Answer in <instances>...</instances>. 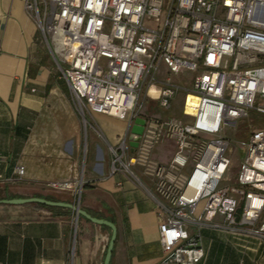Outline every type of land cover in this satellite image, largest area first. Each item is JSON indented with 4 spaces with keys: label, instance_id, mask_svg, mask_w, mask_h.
<instances>
[{
    "label": "built area",
    "instance_id": "built-area-1",
    "mask_svg": "<svg viewBox=\"0 0 264 264\" xmlns=\"http://www.w3.org/2000/svg\"><path fill=\"white\" fill-rule=\"evenodd\" d=\"M24 8L76 112L127 121L108 146L110 173L127 175L154 201L159 264L201 262L205 227L264 243V0H24ZM152 87L157 99L148 101ZM178 96L182 108L172 113ZM243 125L244 156L234 184L224 185L229 135ZM164 142L174 151L160 161ZM15 173L21 179L24 170ZM81 188L72 187L73 204Z\"/></svg>",
    "mask_w": 264,
    "mask_h": 264
},
{
    "label": "crops",
    "instance_id": "crops-1",
    "mask_svg": "<svg viewBox=\"0 0 264 264\" xmlns=\"http://www.w3.org/2000/svg\"><path fill=\"white\" fill-rule=\"evenodd\" d=\"M127 127L126 120L96 111L83 119L24 0H0V200L41 195L74 203L72 187L82 183L79 207L116 226L109 264H159L154 201L127 175L110 173L108 146ZM173 151L164 142L154 156L166 161ZM63 183L71 189L52 187ZM60 209L0 204V264H103L110 229ZM201 238L198 264H264L257 239L209 227Z\"/></svg>",
    "mask_w": 264,
    "mask_h": 264
},
{
    "label": "water",
    "instance_id": "water-1",
    "mask_svg": "<svg viewBox=\"0 0 264 264\" xmlns=\"http://www.w3.org/2000/svg\"><path fill=\"white\" fill-rule=\"evenodd\" d=\"M142 126H143V120L137 119L135 121V125L131 129V135H130L131 141L129 143V145L131 146V151H133V149L136 148L137 146L139 135L142 132ZM32 203L41 204L47 207L69 209L75 214L76 219H78V217H83L96 225L105 226L109 228L111 231V236H110V240H109V243L106 249V254L103 260V264L110 263L112 250H113V246H114L115 239H116V233H117L116 226L112 222L107 221L105 219H99V218L90 216L85 210L79 207L78 203L73 204V203H66V202H61V201H51V200H47V199L40 198V197L12 198V199L0 200V204L16 205V206L32 204Z\"/></svg>",
    "mask_w": 264,
    "mask_h": 264
},
{
    "label": "rangeland",
    "instance_id": "rangeland-1",
    "mask_svg": "<svg viewBox=\"0 0 264 264\" xmlns=\"http://www.w3.org/2000/svg\"><path fill=\"white\" fill-rule=\"evenodd\" d=\"M157 95H158V88L152 87L149 90L148 95H147L148 101H151V100L155 101L157 99ZM173 106L176 109V112L173 111L172 113L180 112V110L182 108V97L181 96H178L176 98V100L173 102ZM142 110H143V112L148 113V110H149L148 109V103L144 104ZM245 129H246V126L243 125L238 130L236 138L233 135H229L230 138L233 140L232 144L235 147V149H234L233 154L231 155V167L226 172V174L224 175V178H223V184L224 185L234 184V182H235V175H236V172L238 170V166H239V164H240V162L244 156V147L241 143L244 142V140H245V136H244V130ZM109 140H110L109 141L110 143H113V141H111V139H109ZM163 149L165 150V153H161V154H164V156H169L171 150L169 148H163ZM102 150H103V147H102ZM76 204H77V200H76Z\"/></svg>",
    "mask_w": 264,
    "mask_h": 264
},
{
    "label": "trees",
    "instance_id": "trees-1",
    "mask_svg": "<svg viewBox=\"0 0 264 264\" xmlns=\"http://www.w3.org/2000/svg\"><path fill=\"white\" fill-rule=\"evenodd\" d=\"M37 197H40V198H44V199H47V200H51V201H58L56 200L55 198L53 197H49V196H41V195H36ZM27 206H32V207H36L38 209H45V210H48V211H54V210H61L60 208H55V207H47V206H44V205H41V204H35V203H32V204H27ZM68 211V210H67Z\"/></svg>",
    "mask_w": 264,
    "mask_h": 264
}]
</instances>
